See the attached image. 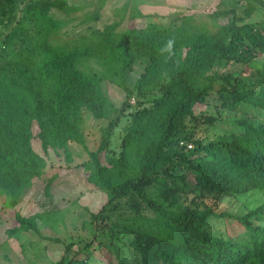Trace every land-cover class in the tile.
Listing matches in <instances>:
<instances>
[{"label": "trees", "instance_id": "obj_1", "mask_svg": "<svg viewBox=\"0 0 264 264\" xmlns=\"http://www.w3.org/2000/svg\"><path fill=\"white\" fill-rule=\"evenodd\" d=\"M255 1L264 8V1ZM235 3L222 2L210 13L225 18L212 31L198 27L192 15H180L170 25L119 31L113 22L75 40L51 43L49 36L57 28L47 15L51 0H0V15L21 5L17 44L10 33L0 49V186L9 203L32 178L44 173V160L32 149V139L44 152L48 146L65 152L66 141L80 139L81 110L101 117L110 107L100 90L102 76L81 70L80 61L96 59L126 89L125 73L135 60L144 59L135 88L157 89L158 95L148 107L130 113L120 157L112 162L122 167L133 148V173L114 181L98 160V153L106 155L117 117L99 129L98 147L81 163L86 180L107 196L91 214L92 222L101 229L132 234L126 245L135 254V264H264V201L241 215L167 201L196 191L232 195L257 190L264 195L263 122L242 117L236 121L238 132L218 134L206 142L193 139L191 125L185 123L187 117L198 121L192 107L214 86L223 109L235 110L240 104L264 109V70L257 72L259 85L246 91L233 70L213 71L217 65H250L264 51L259 24H238ZM247 8L250 14L253 9ZM169 39L174 40L171 56L160 52ZM201 120L214 122L210 116ZM181 139H193V146L182 149ZM51 181L50 176L45 188ZM154 184L160 187L151 196L148 189ZM145 210L152 217L142 215ZM212 218L231 219L243 233L239 238L211 234L205 226ZM15 222L13 230H37L30 219L15 216Z\"/></svg>", "mask_w": 264, "mask_h": 264}, {"label": "rangeland", "instance_id": "obj_2", "mask_svg": "<svg viewBox=\"0 0 264 264\" xmlns=\"http://www.w3.org/2000/svg\"><path fill=\"white\" fill-rule=\"evenodd\" d=\"M222 2L226 6L230 0H51L47 15L57 22V28L49 36V41H72L113 22H117L119 31L153 24L170 25L177 22L180 15H192L198 27L212 31L225 23L224 17L210 16L221 8ZM247 5L253 9L250 14ZM234 6L241 17L237 23H258L264 37V8L255 0H236ZM20 8L21 5L17 4L11 13L7 11L0 15V49L4 37L10 33L14 35L13 43L17 44L19 32L15 27ZM145 64L144 59L132 63L124 75L126 89H123L96 59L80 61L81 70L102 76L100 90L110 107L101 117H94L87 109H82L80 139L66 141L65 152L54 146H48L44 152L38 140H31L32 149L44 160V173L40 178H32L13 204L9 203L5 190L0 186V264H56L59 261L60 264H135V254L126 245L132 234L101 229L92 222L91 214L105 203L107 196L103 189L86 180L81 163L88 161L98 147L99 129L117 117L106 155L98 153V160L109 169L114 181L133 173V148H129L122 167L112 165V162L120 157L121 139L129 125L130 113L148 107L151 99L158 95L157 89L137 91L135 88ZM215 70H233L241 76L245 91L249 87L256 88L260 83L257 72L264 70V51L259 52L250 65H217ZM215 89L216 86L203 102L193 105L192 115L198 121L193 123L191 118H186L185 123L191 125L189 128L194 133L193 139L206 142L218 134L236 133L239 131L236 121L242 117L264 123V109L257 105L240 104L235 110L219 107ZM205 116L212 117L214 122L204 123L201 119ZM193 139H181L178 146L190 149ZM186 142L191 144L190 148L185 147ZM50 176L52 181L45 188L46 179ZM159 187L154 184L148 192L156 196ZM167 201L179 207L209 205L216 211L241 215L261 204L264 195L257 190L232 195L200 194L196 191L170 196ZM121 213L129 215L128 212ZM142 215L152 217L146 210ZM15 216L32 220L37 230H13ZM205 228L222 238H239L236 236L243 233V228L231 219L212 218Z\"/></svg>", "mask_w": 264, "mask_h": 264}, {"label": "clouds", "instance_id": "obj_3", "mask_svg": "<svg viewBox=\"0 0 264 264\" xmlns=\"http://www.w3.org/2000/svg\"><path fill=\"white\" fill-rule=\"evenodd\" d=\"M173 45H174V40L173 39H169L167 42H166V45L160 49V52L163 54V53H168L169 56H171L172 54V49H173Z\"/></svg>", "mask_w": 264, "mask_h": 264}, {"label": "built area", "instance_id": "obj_4", "mask_svg": "<svg viewBox=\"0 0 264 264\" xmlns=\"http://www.w3.org/2000/svg\"><path fill=\"white\" fill-rule=\"evenodd\" d=\"M184 144H185V147H186V148H190V147H191V144L188 143V142H186V143H184Z\"/></svg>", "mask_w": 264, "mask_h": 264}]
</instances>
